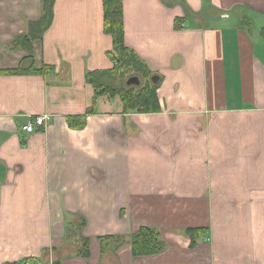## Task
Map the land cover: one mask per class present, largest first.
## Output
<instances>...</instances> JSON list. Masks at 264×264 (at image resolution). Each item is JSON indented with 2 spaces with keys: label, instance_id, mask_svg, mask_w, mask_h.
<instances>
[{
  "label": "crops",
  "instance_id": "1",
  "mask_svg": "<svg viewBox=\"0 0 264 264\" xmlns=\"http://www.w3.org/2000/svg\"><path fill=\"white\" fill-rule=\"evenodd\" d=\"M123 11L126 44L160 77L159 112L89 82L113 67L103 0H54L32 53L12 43L42 0H0V264H264V0ZM140 226L162 252L133 254ZM191 227L205 228L193 244Z\"/></svg>",
  "mask_w": 264,
  "mask_h": 264
},
{
  "label": "trees",
  "instance_id": "2",
  "mask_svg": "<svg viewBox=\"0 0 264 264\" xmlns=\"http://www.w3.org/2000/svg\"><path fill=\"white\" fill-rule=\"evenodd\" d=\"M43 14L40 18L30 20L28 30L18 35L14 41L13 46L25 47L30 53L33 51L34 41L40 39L43 33L50 26L53 19L54 0H42ZM104 3V18L105 31L113 38V49L109 52V56L113 61V67L106 70H96L88 74V80L96 89L98 95H120L124 108L126 110L136 112H159L161 111L160 99L158 96V82L154 83L151 80L152 71L149 70L147 63L143 61L125 42L124 29V11L123 0H103ZM132 65L136 70L140 71L145 81L142 84H126L128 87L122 85H115L110 82L113 76L120 77L125 75L123 67ZM48 66L42 69H36L32 66L31 72L44 71ZM26 68L18 67L15 69L6 70L10 73L25 72ZM139 73V72H138ZM139 76V75H137ZM140 77V76H139ZM141 78V77H140ZM133 86V87H131ZM93 109L90 108L89 112ZM70 124L72 126H83L86 124L84 117H71ZM201 228H187L186 233L191 237L192 244L195 243V235H199L205 231ZM121 236H104V239H117ZM85 238L81 250L84 256L89 254ZM131 248L135 255H148L162 252L166 247V242L161 236V233L156 228L150 226H140L134 233L131 234ZM35 258L28 257L22 260L8 262L6 264H29L35 263ZM59 264V262H57Z\"/></svg>",
  "mask_w": 264,
  "mask_h": 264
},
{
  "label": "rangeland",
  "instance_id": "3",
  "mask_svg": "<svg viewBox=\"0 0 264 264\" xmlns=\"http://www.w3.org/2000/svg\"><path fill=\"white\" fill-rule=\"evenodd\" d=\"M123 69L125 71V75L120 76V77H116V76L111 77L110 78L111 83H114L115 85H122L124 87H128L124 83H126L127 79L132 75H139L142 79V84L144 83L145 78H144L143 74L140 71L136 70V68H134L132 65L125 66V67H123ZM131 87H133V86H131Z\"/></svg>",
  "mask_w": 264,
  "mask_h": 264
},
{
  "label": "built area",
  "instance_id": "4",
  "mask_svg": "<svg viewBox=\"0 0 264 264\" xmlns=\"http://www.w3.org/2000/svg\"><path fill=\"white\" fill-rule=\"evenodd\" d=\"M44 124H45V118L43 116H37L34 120L28 121V123L25 124L23 128L28 132H33L36 130L37 126H42Z\"/></svg>",
  "mask_w": 264,
  "mask_h": 264
},
{
  "label": "water",
  "instance_id": "5",
  "mask_svg": "<svg viewBox=\"0 0 264 264\" xmlns=\"http://www.w3.org/2000/svg\"><path fill=\"white\" fill-rule=\"evenodd\" d=\"M159 75L157 74H154L151 76V80L154 82V83H157L159 82ZM126 84H141V79L139 76L137 75H132L130 76L127 81H126Z\"/></svg>",
  "mask_w": 264,
  "mask_h": 264
}]
</instances>
